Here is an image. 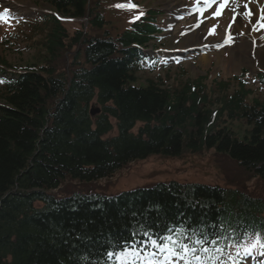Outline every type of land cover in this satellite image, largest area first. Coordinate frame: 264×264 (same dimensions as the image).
Returning a JSON list of instances; mask_svg holds the SVG:
<instances>
[{"label": "trees", "instance_id": "1", "mask_svg": "<svg viewBox=\"0 0 264 264\" xmlns=\"http://www.w3.org/2000/svg\"><path fill=\"white\" fill-rule=\"evenodd\" d=\"M53 4L80 16L86 0ZM62 35L56 25L48 41L53 57L63 47ZM112 49L90 43L86 55L94 67L74 72L68 89L66 77H53V68H43V75L28 70L4 84L0 264H109L111 254L149 240L210 264L250 237L264 242V203L239 191L172 182L116 197L59 199L50 193L66 178L92 182L152 155L178 157L204 149L228 155L264 181V104L248 103L243 86L211 101L201 86L194 91L190 84L174 90L154 81L137 86L140 58L126 53L120 61L108 60ZM95 94L99 104L112 105L93 130L87 109ZM109 117L118 125L110 137L115 128ZM241 119L253 127L242 140L228 127Z\"/></svg>", "mask_w": 264, "mask_h": 264}, {"label": "rangeland", "instance_id": "2", "mask_svg": "<svg viewBox=\"0 0 264 264\" xmlns=\"http://www.w3.org/2000/svg\"><path fill=\"white\" fill-rule=\"evenodd\" d=\"M98 1L104 8L105 17L113 20H109L112 23L108 30L112 35H119L127 27L128 17L133 19L135 14L130 15L125 9L115 11L114 8L118 5L127 6L129 0ZM138 1L137 5L141 3L147 10L161 14L159 20L163 19L160 23L164 33L160 42L154 45L159 64L152 68L151 65H146L137 76V86H146L149 80L160 77L162 88L174 90L180 89L186 82L203 77V83L208 89L217 83L225 82L229 88L228 94H231L237 90L240 83L245 82L246 88L253 93L249 101L258 99L264 103V86L258 80L260 75L264 76V25H258V21L255 24L256 27H261V31L259 27L251 28L250 31V24L256 14L252 10H249L251 14L246 12L249 3H245V0H228L232 4L224 5L227 10H218L211 6L206 13L213 16L206 21L197 20L195 15L191 17L186 12L167 11L165 4L160 0ZM6 2L9 5L7 11H0V58L12 67L35 66L40 69L51 65L58 71L67 70L72 64L74 52L68 49L60 50L52 60L46 48L52 25H45V19H48L54 10L47 4H38L33 0H0V6L4 7ZM256 2L257 0H253V5ZM221 3L222 0L218 4ZM20 14L22 16H19ZM43 19L45 23L42 24ZM36 21L39 25L35 26ZM87 25L86 21H63V27L70 35H73L77 28L85 29ZM9 29L13 31L8 32ZM86 29L90 35L101 34L90 27ZM196 33V41L191 40L189 37ZM231 33L234 34L232 38ZM205 42L208 47L200 48ZM191 44V47L185 46ZM195 45L197 46L194 49L189 50ZM175 57L180 59L174 60ZM228 127L240 139L247 136L251 130L246 121L232 122ZM171 181L204 183L226 188L230 186L264 199V182L229 157L219 155L213 150L200 153L185 151L177 158L151 156L128 164L113 178L98 183L68 181L61 186L58 193L64 197L79 191L112 196L127 190L152 187ZM162 253V256L157 255V259L153 258V254L146 256L127 251L117 256L116 264H178L176 257L168 250L163 249ZM242 256L246 259L241 264H264L263 251H247ZM218 264L236 263H233V260H222Z\"/></svg>", "mask_w": 264, "mask_h": 264}, {"label": "bare ground", "instance_id": "3", "mask_svg": "<svg viewBox=\"0 0 264 264\" xmlns=\"http://www.w3.org/2000/svg\"><path fill=\"white\" fill-rule=\"evenodd\" d=\"M161 2H163L164 4H166V8L175 10L180 8V4H177V2H175L176 0H160ZM215 0H203L200 2V4L197 6V8L201 10L205 9L207 6H209V4H211L212 2H214ZM253 1V0H252ZM251 0H245V3H249V8L246 11L247 13H250L249 10H252L253 12H255L256 17L253 19V22L250 24V31L252 30L251 28H255L256 24L258 21V25H264V0H257L256 3H252ZM224 9H227L225 7H222ZM251 14V13H250ZM198 18L203 19L204 16H202L201 14L197 15ZM259 27V31H261V27ZM256 27V28H257ZM232 35H234L233 33L230 34V37H232ZM198 34H193L191 35L189 38H191V40L196 41ZM186 47H191L193 46L191 45H185Z\"/></svg>", "mask_w": 264, "mask_h": 264}]
</instances>
